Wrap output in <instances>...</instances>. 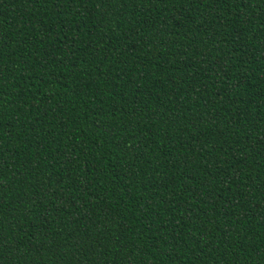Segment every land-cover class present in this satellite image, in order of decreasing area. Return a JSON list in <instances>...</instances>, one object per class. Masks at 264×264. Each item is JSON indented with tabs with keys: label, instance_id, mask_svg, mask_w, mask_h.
I'll list each match as a JSON object with an SVG mask.
<instances>
[{
	"label": "trees",
	"instance_id": "obj_1",
	"mask_svg": "<svg viewBox=\"0 0 264 264\" xmlns=\"http://www.w3.org/2000/svg\"><path fill=\"white\" fill-rule=\"evenodd\" d=\"M0 264H264V0H0Z\"/></svg>",
	"mask_w": 264,
	"mask_h": 264
}]
</instances>
